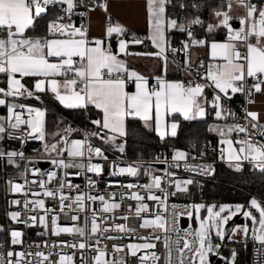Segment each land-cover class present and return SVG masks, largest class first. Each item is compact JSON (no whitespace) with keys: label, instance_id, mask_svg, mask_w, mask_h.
<instances>
[{"label":"snow or ice","instance_id":"snow-or-ice-1","mask_svg":"<svg viewBox=\"0 0 264 264\" xmlns=\"http://www.w3.org/2000/svg\"><path fill=\"white\" fill-rule=\"evenodd\" d=\"M139 3L147 28L143 37L113 23L110 0H0V166L16 169L6 181L13 198L4 210L7 223H0V264H212L214 258L239 264L236 249L222 254L223 242L237 236L253 242L258 257L253 264H264V195L244 203L194 202L183 210L169 204L171 197L190 196L193 186L202 187L195 177L213 176L216 158L236 173L247 164L264 175V103L253 110L264 97V0H223L207 23L199 15L173 16L168 10L177 7L173 0ZM97 9L105 15L103 35L91 37L90 13ZM194 26H200L199 35ZM176 32L186 37L179 46L172 39ZM132 45L146 50L132 52ZM194 52L204 58L194 59ZM127 56L155 61V71L131 68ZM170 72L183 78H170ZM237 95L244 101L242 118L228 106ZM45 97L86 114L91 127L82 139L71 138L81 129L65 126L62 115L55 116L56 130L51 129L53 105ZM208 117L214 123L207 132L219 137L213 163L192 162L207 156V145L196 156L178 148L170 160L156 156L163 169L121 166L105 154V145L125 151L119 141L133 124L165 142L178 136L181 122L207 123ZM30 141L41 144L42 156H26ZM45 156L52 170L36 166ZM106 168L112 176L133 178L143 171L148 181L109 182V189L124 191L119 199L116 192L106 196L96 179ZM181 168L191 175L178 178L174 169ZM71 175H84L86 190L73 184ZM125 200L135 205L125 210ZM60 213L70 214V223L62 225ZM181 217L195 226L181 228ZM238 217L244 222L236 224ZM130 219L150 233L129 227ZM32 229H39V242L26 238ZM61 235L72 239L51 240ZM117 240L128 242L105 243Z\"/></svg>","mask_w":264,"mask_h":264},{"label":"trees","instance_id":"trees-1","mask_svg":"<svg viewBox=\"0 0 264 264\" xmlns=\"http://www.w3.org/2000/svg\"><path fill=\"white\" fill-rule=\"evenodd\" d=\"M177 5V2H173ZM199 7H192V2L187 1V8L183 11H179L177 7L173 8L169 5V12L173 16L179 15V18L183 19L185 16L199 15L200 18H205L206 14L212 13L213 9L221 6V2L216 1H200L196 2ZM200 27V26H199ZM197 34L201 33V28L195 29ZM176 35L173 40L178 41L182 34L179 32L174 33ZM45 101L51 103L53 107L48 116V123L51 128L55 125V116L64 115L68 119L74 120L79 123L84 121L87 125L90 122L86 119V114L76 111L63 109L61 106L56 104L54 101H49L47 97L44 98ZM94 118V117H93ZM211 117L207 118V123ZM65 122L67 120L64 118ZM68 123V122H67ZM191 123V126H190ZM207 123L197 121V122H181V127L176 138H169L165 142H161L154 132H150L144 129L142 125L133 124L130 127H134L141 134L143 146L141 152L148 153L152 149H165L171 151L174 148H182L190 140L196 141L198 144L205 143H216V139L213 135L207 132ZM69 124V123H68ZM37 141L28 142L25 147V152H33L34 148L37 147ZM17 146V145H14ZM133 151V150H132ZM128 153H133L129 152ZM215 173L210 179L201 181V186H197V191L195 193L196 200H201L206 203L215 202H242L245 201L250 196L260 197L264 195V175H261L257 170H253L250 165H245L246 171L242 173H236L234 170L230 169L228 165L221 161L215 164ZM16 174V169L4 166H0V223H7V219L4 216V210L7 207V198L5 194V182L6 178ZM235 248L239 252V258L242 255L241 248L234 243H230L227 246H223L222 252L229 253L232 248Z\"/></svg>","mask_w":264,"mask_h":264},{"label":"built area","instance_id":"built-area-1","mask_svg":"<svg viewBox=\"0 0 264 264\" xmlns=\"http://www.w3.org/2000/svg\"><path fill=\"white\" fill-rule=\"evenodd\" d=\"M187 1H190V2H192V4H195V2L198 1V0H173V2H178V5L180 3H184L185 4ZM208 1L223 2V0H208ZM178 5H177V9L179 11H183L184 9H180L178 7ZM81 19L82 18H80V17H74V21L77 24H79L81 22ZM83 22L86 23V24L88 23L87 17L83 18ZM197 27H199V26H194V29H196ZM129 34H130V36L132 34H135L136 36L143 37L142 34L136 33V32H129ZM185 38L186 37L182 35V37L178 41H176L174 43L176 44V46H179L178 42L180 40H182V39H185ZM180 58H182V54H181ZM176 78H183L182 73H179V75ZM228 106L231 107L232 110L235 111L238 114L239 117H241V118L243 117L242 109H243V106H244V101H243V97L242 96L237 95L232 101L229 102ZM241 122H243V121L241 120ZM72 127L81 129V133L80 134L73 133L71 138H73V139H82L83 138L82 131L85 128H90L91 126L87 125V123L85 121L83 123H79V122H76V121L72 120ZM97 143H99V142H97ZM194 145H195V147H194ZM206 145H207V148H208L207 156L204 157L203 160L198 158L196 161H192V162H194V163H200V162L213 163V158L216 155L214 150L217 148V145H218L216 143L209 142V143H205V144H198L196 141L190 140L185 145V147L178 148V149H181V150H184V151L190 153L191 156H196L197 152L203 150ZM104 147L107 149L105 154L109 157V161H115L117 164H120L121 166H125V165H127L129 163H137V164L143 165L144 167H147V166L151 165L153 169H163L166 166L164 164L155 163L154 162L155 161V157L156 156H160L161 159L168 158L170 160L171 154H172V152H167L165 150L152 149L148 153L138 154V155H129V154H127L126 150L123 153H120V152H118L117 150H115L112 147H109V146L108 147L104 146ZM25 153H26V156L33 157V158H37V157L43 155L42 152H38V153L25 152ZM93 162L101 163V164L104 163V161H101V160H94ZM218 162H221V160L216 158L215 161H214V167H215V164L218 163ZM25 163H27V161L21 162V169H23V165ZM36 166L39 167L42 171L52 170V165L48 162L46 156L44 157V159L40 160V163L37 164ZM68 171L71 172V173H75L78 170L77 169H69ZM109 171L110 170L106 168L105 173H104V175L102 177H96V179L98 181L97 190L103 192L106 196H107L108 192H116L117 193V199H119V193L123 192L124 189L123 188H119V187H113V188L109 189L107 187L109 182H114V183H117V184H127V183L143 184V183H147V181H148V178L143 174V171L141 172L140 176L135 177V178L126 177V176H112V175L109 174ZM174 171H176L177 177L180 178V179L188 178L189 175H191V174L185 172L183 170V168L174 169ZM156 174H162V172H159V173H156ZM88 175H91V174H88ZM13 176L14 175L7 177L6 181H7V179H9V178H11ZM211 177L212 176H204V177H195V178L201 182V181H204L206 179H210ZM68 179L73 184L80 185L81 190H86V188H85L86 179H85L84 175H80V176L71 175V176L68 177ZM165 186H167V185H165ZM65 191L69 192V189L66 188ZM196 191H197V186H193L192 195H190V196L179 195L177 197H171L169 199V204L180 205V210H183L185 205L194 203L196 201V197H195ZM5 194H6L7 201H9V200H11L13 198L12 195L7 191L6 182H5ZM70 194L71 195H75L74 192H71ZM47 203L49 204V206H52V204H53L52 201H48ZM149 203L151 204L152 202H149ZM122 204H123V208L126 210L129 204L135 205V201L125 200V201H122ZM97 207H98V205H97ZM56 208H57V211H58L59 210L58 204L56 205ZM183 218L184 217H181V219H180V227L181 228H187L189 226V224L192 223V222L189 221L187 217H185L186 218L185 221L183 220ZM117 222L124 223V221H122V220H119ZM60 223L62 225L70 223V214L66 215L64 213H60ZM127 223H128L129 227L135 228L136 231L138 233H140L141 235H148L150 233V231H151V230L139 229L138 222H137L136 219H130ZM192 224H193V226H195L194 223H192ZM21 227H23V226H21ZM37 231H39V229L28 230L26 238L29 241L39 242L40 241V237L35 235V233ZM112 234L116 235L117 233H112ZM155 234L159 235L160 234L159 230H156ZM44 239H48V237H44ZM71 239H72V237L67 236V235H61L60 237H52L51 238V240H69V241ZM0 242H3V237L2 236H0ZM127 242H128L127 240H123V241L117 240V241H111V242L105 241V243H109V244H111V243L120 244V243H127ZM229 243L237 244L241 248L242 255H241L240 258H238L239 259V264H253L254 261H257L258 257H257V254H256V249L253 247V242L251 240H248L246 242L240 236H237L235 238L234 242L233 241H228L226 239L223 242V246H227ZM159 247L162 250V244H160ZM65 251H68V250L65 249ZM121 255H123V254H121ZM76 258L79 259V254H77Z\"/></svg>","mask_w":264,"mask_h":264},{"label":"crops","instance_id":"crops-1","mask_svg":"<svg viewBox=\"0 0 264 264\" xmlns=\"http://www.w3.org/2000/svg\"><path fill=\"white\" fill-rule=\"evenodd\" d=\"M204 1H208V0H204ZM177 5H178V2H177ZM109 11L111 12L112 17H113V23L120 22L122 25H124L129 30V32L140 33L143 36L147 34L145 16H144V12L142 8L140 7L139 0H110ZM234 11H238V10L234 9ZM90 15H91L90 36L91 37H101L103 35L105 15L99 9H97L95 12L90 13ZM202 19L205 20V22L207 23V22H210L213 19V17L211 16V13H208L206 14L205 18H202ZM175 37L176 35L173 34L172 39L174 40ZM113 49L116 50V43L114 39H113ZM145 50L146 49L143 46H138V45L130 46V51L132 52H143ZM193 58L203 59L204 57L202 53L194 52ZM123 59L127 61V63L129 64L131 68L138 70L141 73L150 74L153 71H155V61L151 59H147V58H143L139 56H136V57L127 56V57H123ZM178 75L179 73H175V72H170L169 74L170 78H176ZM262 103H264V97H259L257 100V104L254 106L253 110H259ZM211 123H214V120L212 119V117L208 121L207 125ZM209 134L213 135L216 139V142L218 143L219 137H217L213 133H209ZM128 154L138 155V154H132V153H128ZM139 154H143V153L141 152Z\"/></svg>","mask_w":264,"mask_h":264},{"label":"rangeland","instance_id":"rangeland-1","mask_svg":"<svg viewBox=\"0 0 264 264\" xmlns=\"http://www.w3.org/2000/svg\"><path fill=\"white\" fill-rule=\"evenodd\" d=\"M63 118H65L66 120H67V122L69 123H67V122H65V126H71L72 127V121H71V119H68L66 116H64L63 115ZM53 131H55L56 130V126H54L53 128H51ZM213 134H215V133H213ZM216 135V134H215ZM120 143H124L125 144V148L129 151V152H133L132 154H139V153H141V148H142V146H143V143H142V137H141V134L137 131V129L136 128H134V127H130L129 128V132H128V135H127V137L126 138H123V139H121L120 141H119ZM105 146H107L108 147V145H105ZM110 147V146H109ZM37 150H41V151H39V152H42V146H41V144L38 142V145H37V147H35L34 148V150H33V153H38V151ZM133 150V151H132ZM170 150H172L173 151V149L170 147ZM199 187V186H198ZM248 199V198H247ZM246 199V200H247ZM245 200V201H246ZM245 201H242V202H222V203H232V204H234V203H244ZM201 202H203V203H206V202H204V201H201V200H196L195 201V203H201ZM208 203H211V202H208ZM239 219L240 220H237L235 223L236 224H240V223H243L244 221H243V218L242 217H239ZM192 223H194V222H192ZM250 240V239H249ZM216 243H220V241H218V240H216L215 241ZM232 249H235L234 247L232 248ZM231 249V250H232ZM230 250V251H231ZM222 254L223 255H228L229 253H224V252H222ZM221 264H223V261H221Z\"/></svg>","mask_w":264,"mask_h":264},{"label":"water","instance_id":"water-1","mask_svg":"<svg viewBox=\"0 0 264 264\" xmlns=\"http://www.w3.org/2000/svg\"><path fill=\"white\" fill-rule=\"evenodd\" d=\"M113 50H115V49H113ZM43 164H44V163H43ZM183 220L185 221L186 218L184 217ZM237 220H240L239 217H238V218H235V222H236ZM232 226H233V223L230 222V224H229V229H230ZM212 264H221V260H220L219 258H214V259L212 260Z\"/></svg>","mask_w":264,"mask_h":264},{"label":"bare ground","instance_id":"bare-ground-1","mask_svg":"<svg viewBox=\"0 0 264 264\" xmlns=\"http://www.w3.org/2000/svg\"><path fill=\"white\" fill-rule=\"evenodd\" d=\"M200 1H204V0H198V1H196V2H200ZM196 2H195V3H196ZM185 4H186V3H185ZM197 28H199V27H197ZM198 35H199V34H198ZM71 121H72V120H71ZM125 150H126V149H125ZM161 150H165V149H161ZM165 151H167V150H165ZM126 152H127V150H126ZM167 152H172V150H171V151H167ZM127 154H128V152H127ZM129 155H130V154H129ZM229 244H230V243H229ZM229 244H228V245H229Z\"/></svg>","mask_w":264,"mask_h":264}]
</instances>
